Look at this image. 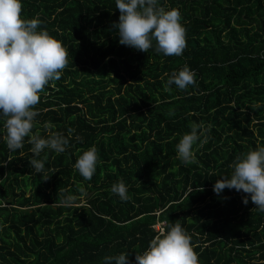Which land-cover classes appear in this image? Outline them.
<instances>
[{
  "label": "trees",
  "instance_id": "obj_1",
  "mask_svg": "<svg viewBox=\"0 0 264 264\" xmlns=\"http://www.w3.org/2000/svg\"><path fill=\"white\" fill-rule=\"evenodd\" d=\"M21 2V17L39 18L37 31L68 50V66L40 93L21 149H8L0 116V264H105L122 252L135 264L160 222L165 231L181 224L199 264H261L264 212L250 196L242 202L249 194L213 186L237 156L264 147V0H158L181 14V56L157 53L155 41L148 52L120 44L116 0ZM185 65L196 84L165 90ZM201 122L208 142L197 141L185 165L176 145ZM37 133L69 140L64 152L35 157L41 173L29 164ZM93 146L85 180L75 163ZM120 180L127 201L111 192ZM69 195L74 203L62 204Z\"/></svg>",
  "mask_w": 264,
  "mask_h": 264
},
{
  "label": "clouds",
  "instance_id": "obj_2",
  "mask_svg": "<svg viewBox=\"0 0 264 264\" xmlns=\"http://www.w3.org/2000/svg\"><path fill=\"white\" fill-rule=\"evenodd\" d=\"M22 8L21 0H0V116L7 118L4 125L6 135L2 138L10 151L23 147L24 138L32 132L34 118L39 115L34 109L40 102V93L49 81L59 80L68 66V50L62 42L52 37L46 29L37 31L41 21L39 18L23 19ZM116 8L120 16L119 22L113 23V28L118 29L120 44L148 52L155 41L157 53L165 56L183 54L187 46L186 30L180 22L178 9L166 10L158 5V0H116ZM195 75L185 65L178 73L171 74L165 90H169L168 86L172 84L186 90L188 86L196 84ZM209 132L210 128L201 122L191 125V131L182 136L176 149L183 164L195 162L193 145L199 141V146L203 147L208 142ZM29 143L34 156L29 164L37 173H41L45 164L35 157L45 148L62 153L69 140L59 133L48 139L41 138L37 133L31 135ZM96 164L97 150L93 146L79 156L75 168L85 180H91ZM232 167V174L217 180L213 191L217 195L224 189L242 191L249 194L242 198L245 205L249 203L250 196L255 208L264 212V147L237 156ZM197 190L203 191L202 188ZM80 192L83 193L84 189L80 188ZM111 192L122 201L129 199L123 180L114 183ZM75 199L69 195L61 203L70 205ZM128 256V252H122L104 257V262L132 264ZM135 264H199V261L191 237L177 222L170 230L161 229L143 254L136 252Z\"/></svg>",
  "mask_w": 264,
  "mask_h": 264
},
{
  "label": "built area",
  "instance_id": "obj_3",
  "mask_svg": "<svg viewBox=\"0 0 264 264\" xmlns=\"http://www.w3.org/2000/svg\"><path fill=\"white\" fill-rule=\"evenodd\" d=\"M164 225L165 224L163 222H160V223L155 224L153 227L159 233L161 229H164Z\"/></svg>",
  "mask_w": 264,
  "mask_h": 264
},
{
  "label": "rangeland",
  "instance_id": "obj_4",
  "mask_svg": "<svg viewBox=\"0 0 264 264\" xmlns=\"http://www.w3.org/2000/svg\"><path fill=\"white\" fill-rule=\"evenodd\" d=\"M84 204L83 201L80 203V205Z\"/></svg>",
  "mask_w": 264,
  "mask_h": 264
}]
</instances>
